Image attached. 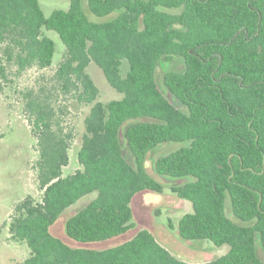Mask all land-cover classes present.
Instances as JSON below:
<instances>
[{
	"label": "trees",
	"instance_id": "16d2710c",
	"mask_svg": "<svg viewBox=\"0 0 264 264\" xmlns=\"http://www.w3.org/2000/svg\"><path fill=\"white\" fill-rule=\"evenodd\" d=\"M83 1L45 16L39 0H0L2 79L7 65L18 73L52 65L55 43L44 30L65 46L53 86L28 89L21 101L42 191L40 202L28 195L8 216V241L28 249L22 264H264L256 250L264 251V0H85L97 17L118 12L102 22L88 18ZM174 57L184 68L162 73L165 94L157 71ZM90 62L120 99L97 100ZM59 97L89 106L80 168L65 176L73 131L61 127ZM165 142L186 144L159 156L154 173L192 178L170 187L192 206L178 220V235L228 245L225 254L186 262L146 229L102 250L73 248L50 233L64 210L90 193L96 196L67 218L68 237L97 242L129 231L134 196L163 192L144 163Z\"/></svg>",
	"mask_w": 264,
	"mask_h": 264
},
{
	"label": "rangeland",
	"instance_id": "374dc122",
	"mask_svg": "<svg viewBox=\"0 0 264 264\" xmlns=\"http://www.w3.org/2000/svg\"><path fill=\"white\" fill-rule=\"evenodd\" d=\"M45 16L53 9H67L69 0H39ZM84 9L90 20L105 21L117 16L113 12L105 17H97L89 12L83 1ZM44 34L55 43V54L50 67L39 69L28 68L20 73L14 66L6 68L7 77H0V264H22L27 256L25 245H16L8 241L7 222L13 205L26 196H31L35 202L42 199V191L38 188L35 162L38 158L36 139L31 133V127L22 109L24 91L28 89L51 88L54 84L53 75L58 63L63 59L65 46L53 30H44ZM127 68L126 61L122 62V74ZM183 61L174 57L171 61L161 62L157 71V81L165 94L166 88L161 83L162 73L167 71H182ZM86 71L98 87L97 100L105 103L111 99H120L122 94L112 88L106 81L102 70L90 62ZM65 99V100H64ZM59 97L55 102L61 127L64 131L72 130L73 139L69 149V162L63 168V175H68L80 168L76 153L79 149L81 137L85 133L84 118L88 114L89 106L79 103L72 98ZM170 99L173 102L172 97ZM60 107V108H59ZM60 110H59V109ZM121 143L126 156L132 160L124 140ZM185 142H165L151 149L145 160L146 171L163 185V192L143 191L132 199L133 218L132 228L124 234L97 242H77L66 234L65 224L76 210L92 200L96 193L83 196L69 206L50 227V233L73 248L102 250L113 247L131 239L141 229L150 231L155 238L165 246L176 258L190 262L202 263L213 260L225 254L228 245L215 246L209 240H184L177 232L178 220L185 213L192 212L189 201L178 198L170 187L192 180L191 177L173 178L158 176L153 171L155 160L162 155L184 146ZM225 212L231 215L230 199L225 200ZM258 238V235L256 234ZM257 254L264 260V251L256 245Z\"/></svg>",
	"mask_w": 264,
	"mask_h": 264
}]
</instances>
